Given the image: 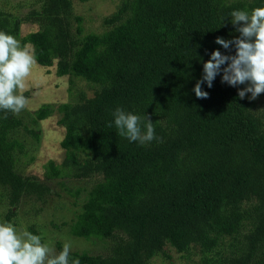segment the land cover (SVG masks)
Masks as SVG:
<instances>
[{"label": "trees", "instance_id": "trees-1", "mask_svg": "<svg viewBox=\"0 0 264 264\" xmlns=\"http://www.w3.org/2000/svg\"><path fill=\"white\" fill-rule=\"evenodd\" d=\"M89 1L37 0L39 7L22 14L13 11L28 5L25 0H0V31L30 44L39 65L57 62L58 76L94 91L58 108L66 155L61 164L50 161L45 173L46 180L95 178L91 188L62 182L76 200L86 196L76 219L54 226L103 248L98 254L71 249L69 264L77 258L80 264H153L157 258L175 264L173 249L187 259L201 253L205 264H264V93L241 99L246 85L222 83V72L211 88L201 85L208 98L193 91L214 50L235 54L234 46L215 43L239 36L230 13H250L264 0H121L103 33L77 41L70 28L74 3ZM76 21L82 34L84 19ZM27 24L38 29L23 35ZM23 95L29 99L31 92ZM116 108L140 116L142 125L148 116L157 139L141 145L120 137L114 122L108 127ZM54 111L41 107L35 122ZM23 120L0 110L7 224L24 201L44 204L52 192L46 180L18 170V154L25 153L19 131L40 139ZM28 231L40 234L34 225ZM56 244L59 254L64 243Z\"/></svg>", "mask_w": 264, "mask_h": 264}, {"label": "rangeland", "instance_id": "rangeland-1", "mask_svg": "<svg viewBox=\"0 0 264 264\" xmlns=\"http://www.w3.org/2000/svg\"><path fill=\"white\" fill-rule=\"evenodd\" d=\"M28 5H15L17 13L25 14L30 12L29 9L39 7L40 4L34 5L37 0H25ZM121 0H91L89 2H75L74 11L70 18V28L72 36L79 41L84 36L96 33L101 34L107 29L105 20L110 18L117 12ZM4 8L8 5L3 3ZM34 7V8H33ZM83 17L82 34H76L78 28L77 17ZM38 28L31 24L24 26L22 34L25 35L31 31H36ZM20 42V40H19ZM27 91L31 92V97L28 99L27 107L20 112L25 125L32 131L40 133V139L24 130H20L17 137L22 139L25 144V153L18 154L19 163L18 170L25 175H35L42 180H46L45 173L47 165L50 161H55L61 164L65 158V150L61 147V141L65 136V129L59 123L62 114L58 112V108L62 104H66L76 99L82 91L87 92L89 96L94 95V91L89 88V85L83 81L72 78L70 76L60 77L57 75V62L53 67H43L36 63L32 69L31 75L26 81ZM75 90L71 92V89ZM45 105H51L54 108V113L45 121L35 122L36 111ZM66 183L73 189L91 188L95 182L94 179L80 181H69L68 179H50L46 180L47 185L52 188L51 194L48 196V201L44 204H39L38 200L28 199L23 205L16 210L18 215L11 225L16 229L17 234L22 231H28V228L34 225L40 234L41 243L47 245L53 250V254H57V242L62 241L64 244L69 243L71 249L81 251L83 248L91 250L98 254L103 252L101 244L93 246L92 243L78 242V238L72 237L69 232V227H64L60 230L54 225H62V223H71L78 213L81 212L83 199L86 194H82L80 201L69 194L63 187L62 182ZM0 189V193H1ZM2 194V193H1ZM0 196H3L1 195ZM7 198L0 201V224L5 222V214L8 203ZM75 203H78L75 205ZM42 209V210H40ZM81 239V238H79ZM84 240V239H83ZM85 241V240H84ZM81 247V248H80ZM173 262L175 264H205L203 254L196 253L191 256V259L183 257L176 250H171ZM153 264H168L163 258H157Z\"/></svg>", "mask_w": 264, "mask_h": 264}, {"label": "clouds", "instance_id": "clouds-1", "mask_svg": "<svg viewBox=\"0 0 264 264\" xmlns=\"http://www.w3.org/2000/svg\"><path fill=\"white\" fill-rule=\"evenodd\" d=\"M230 18L239 36L232 40L217 37L215 43L226 50L234 46L235 54L226 55L219 50L211 53L210 59L203 63V75L193 89L197 98H208V92L203 91L201 85L206 83L211 88L221 72L222 83L233 87L246 85L238 92L241 99L247 93H251L253 100L264 93V7L254 8L250 13L234 10ZM36 63L30 44L21 46L13 36L0 31V110L18 115L27 107L29 100L23 93ZM112 115L114 120L108 127L111 128L114 122L117 134L129 142L144 145L157 139L148 116L142 125L140 116L121 108H116ZM4 118H7L6 114ZM70 250L71 245L65 243L59 254H53L52 249L41 243L39 236L26 230L17 234L11 224H0V264H69ZM71 264H80V260L73 259Z\"/></svg>", "mask_w": 264, "mask_h": 264}]
</instances>
